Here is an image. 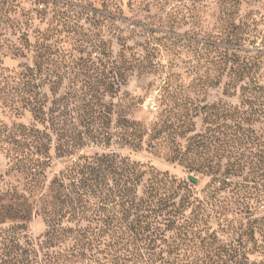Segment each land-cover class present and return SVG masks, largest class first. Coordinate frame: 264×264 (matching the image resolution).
<instances>
[{"label": "rangeland", "instance_id": "rangeland-1", "mask_svg": "<svg viewBox=\"0 0 264 264\" xmlns=\"http://www.w3.org/2000/svg\"><path fill=\"white\" fill-rule=\"evenodd\" d=\"M234 54L264 62V0H0V264L41 263L45 252L63 260L88 227L135 251L109 175L92 181V220L65 218L64 239L44 248L52 180L112 153L139 164L137 196L150 184L177 202L193 194L178 246L168 230L155 257L264 264V180L254 168L264 164V98L247 103L241 83L225 93ZM25 76L43 113L23 99ZM36 160L39 178L26 171ZM234 163L243 169L227 174Z\"/></svg>", "mask_w": 264, "mask_h": 264}, {"label": "trees", "instance_id": "trees-1", "mask_svg": "<svg viewBox=\"0 0 264 264\" xmlns=\"http://www.w3.org/2000/svg\"><path fill=\"white\" fill-rule=\"evenodd\" d=\"M262 64L264 62L260 58L257 60L247 57L240 58V56L234 54L229 72L230 81L226 83L227 90L225 93L229 94L231 90L237 88L239 83H241L240 90L243 99L254 106V101L264 98V84L260 82V78L264 77V72L260 74ZM24 87L26 88L25 92L28 93V96L25 94L23 97L25 103L33 106L35 112L43 113V103L38 102L35 98L36 96L30 94L33 91V86L30 79L26 76ZM257 112L259 110L256 109L255 113ZM123 122L129 123L126 119ZM242 135L250 138V131L245 130V133ZM34 137L38 145L37 147L44 149V151L47 150V144L42 140V137L37 134ZM200 138L199 145L206 146L209 141L208 138ZM95 163L96 166L84 165L79 169L76 167L77 169L74 168L62 172L59 177H55L52 180L50 184L51 200L49 201L51 207L49 216L51 225L46 234L47 238L44 241V248L49 249L51 246H55L58 241L64 239L59 226L65 218L72 221L78 220V224L81 222L80 220L85 218H89L90 221L92 220L94 211L89 215L88 197L94 193V188H98V186L94 187L92 181L96 183L99 179L103 181L109 175L116 183L113 187L109 188L106 184L107 196L112 197V202H115L117 199L120 201L123 206L122 214L126 220L124 222H127L128 228L137 232L136 238L132 242L135 245V251H132L131 246L128 245L118 247L115 244H106L102 236L97 234L94 229L88 227L77 230V235L74 238L75 242L70 247L69 253H67L69 257L66 256L62 260L63 255L53 256L45 252L44 256L46 255V257L41 263L37 261L35 258L37 255H35L27 264H68L69 261L75 264V258L79 257L84 261L83 264H128L129 262H131L130 264H140L143 261L144 254L148 256L146 264H156L158 262L160 264H172L169 259L164 258V251H160L158 257L154 256V251L159 248L157 245L158 240L166 241L164 235L168 230H177L178 234H176L174 244L172 245L178 246L176 240L182 235L179 231L181 230L180 227L183 226L179 225V220L182 217L183 208L193 202V194L187 193L177 202L176 194L165 195L164 193H160V188L156 184H150L148 187H145L141 196H137V187L142 182L144 176L138 163L131 162L128 158H122L114 153L98 156L95 159ZM43 164V160H36L32 162L26 171L33 178H39L44 172L42 168ZM237 166V163L229 165L227 174H233L234 171L243 169L240 168L241 164L238 166L239 169H236ZM202 167L208 168L210 166L204 165V163L198 165V168ZM191 168L194 169V167ZM254 168L258 174L260 173L258 176L264 180V164L258 161ZM256 181L252 180V182ZM259 184L264 187V182ZM254 187L257 188V186ZM101 191L103 190L101 189ZM132 216L133 219L131 220ZM103 243L106 248H111L112 250L115 247L116 250L111 253H105L103 249L101 250ZM173 250L177 251L175 248ZM89 252L91 253L89 254ZM103 253L106 254V257L101 259L99 255ZM168 253L171 254V251ZM108 256L110 258H107Z\"/></svg>", "mask_w": 264, "mask_h": 264}]
</instances>
